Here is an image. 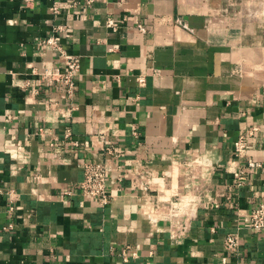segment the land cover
I'll return each instance as SVG.
<instances>
[{
  "label": "crops",
  "instance_id": "crops-1",
  "mask_svg": "<svg viewBox=\"0 0 264 264\" xmlns=\"http://www.w3.org/2000/svg\"><path fill=\"white\" fill-rule=\"evenodd\" d=\"M57 28L81 62L70 98L38 84ZM249 158L264 163V0H0V264H264L247 225L264 167L236 185ZM84 162L113 168L104 208L76 188Z\"/></svg>",
  "mask_w": 264,
  "mask_h": 264
},
{
  "label": "built area",
  "instance_id": "built-area-1",
  "mask_svg": "<svg viewBox=\"0 0 264 264\" xmlns=\"http://www.w3.org/2000/svg\"><path fill=\"white\" fill-rule=\"evenodd\" d=\"M34 1L35 0H25L27 6ZM91 2L92 0H87L88 4ZM52 10L54 13L59 12L60 4H54ZM138 26L139 30L143 32L146 31V27L143 24H138ZM60 32L61 28H57L55 33L41 41V45H46L54 49L57 52L59 59L56 64L45 68V70L38 74V84L41 86L61 88L63 90V96L70 98L73 97L74 94L76 78L81 69V62L80 58L69 54L64 50L61 44ZM138 80L140 83H143L144 77L141 76ZM29 85L30 84H28V86ZM36 89L38 92V88ZM257 130V126H251L246 132L238 137L234 144L236 154H241L249 146V139ZM71 144L74 146L79 145L78 141H72ZM105 152L115 156L120 155L112 144L105 147ZM82 167L84 169V178L78 183L76 188H78L84 196L91 198L97 206L102 208L106 207L109 205L112 198V194L108 190L107 184L108 174L113 172V168H111L107 162H84ZM263 167V162L249 158L246 166L238 171L236 185L242 186L245 184L250 172H254ZM115 178L121 180L122 177L119 174V176H115ZM74 191V188H69L66 193L72 194ZM182 202L183 201L180 200V202L177 203V206ZM11 209H13V207H11ZM247 225L256 232L264 233V197L249 213L247 217ZM239 244L240 242L237 234H228L226 236L225 246L228 251L237 252ZM122 256L125 261H128L130 257H138V248L134 249L131 245H127L122 250Z\"/></svg>",
  "mask_w": 264,
  "mask_h": 264
}]
</instances>
